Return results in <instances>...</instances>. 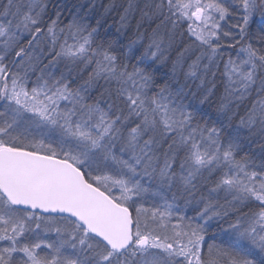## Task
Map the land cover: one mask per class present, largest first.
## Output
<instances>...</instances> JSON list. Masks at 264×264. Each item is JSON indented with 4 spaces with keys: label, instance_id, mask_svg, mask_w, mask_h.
Here are the masks:
<instances>
[{
    "label": "snow or ice",
    "instance_id": "obj_1",
    "mask_svg": "<svg viewBox=\"0 0 264 264\" xmlns=\"http://www.w3.org/2000/svg\"><path fill=\"white\" fill-rule=\"evenodd\" d=\"M0 264H264V0H0Z\"/></svg>",
    "mask_w": 264,
    "mask_h": 264
}]
</instances>
